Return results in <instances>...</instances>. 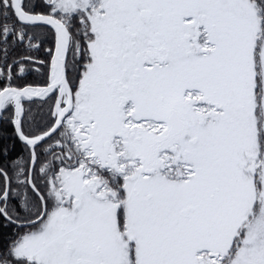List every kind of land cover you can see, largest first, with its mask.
<instances>
[{"label": "snow or ice", "instance_id": "6c2138e0", "mask_svg": "<svg viewBox=\"0 0 264 264\" xmlns=\"http://www.w3.org/2000/svg\"><path fill=\"white\" fill-rule=\"evenodd\" d=\"M0 264H264V0H0Z\"/></svg>", "mask_w": 264, "mask_h": 264}]
</instances>
